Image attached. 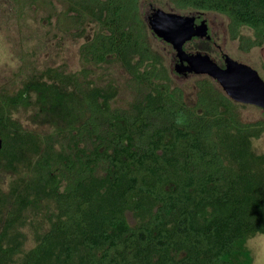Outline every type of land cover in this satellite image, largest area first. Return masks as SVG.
Here are the masks:
<instances>
[{
	"label": "trees",
	"instance_id": "16d2710c",
	"mask_svg": "<svg viewBox=\"0 0 264 264\" xmlns=\"http://www.w3.org/2000/svg\"><path fill=\"white\" fill-rule=\"evenodd\" d=\"M172 2L227 16L234 39L241 27L253 29L255 39L241 40L246 51L264 43V0ZM71 10L102 25L82 48L85 61L115 56L147 88L126 111L112 108L113 86H86L79 74L50 70L53 82L27 87L65 121L71 147L50 145L39 156L24 186L33 200L16 193L21 210L44 197L55 202L50 228L18 259L21 242L5 244L19 211L10 210L0 264H253L246 242L264 234V161L252 149V126L261 123L241 125L236 103L209 79L200 82L195 107L185 104L146 41L140 0H75ZM28 98L22 92L6 104ZM0 136L8 166L29 158L23 153L31 143L41 150L2 107Z\"/></svg>",
	"mask_w": 264,
	"mask_h": 264
},
{
	"label": "rangeland",
	"instance_id": "374dc122",
	"mask_svg": "<svg viewBox=\"0 0 264 264\" xmlns=\"http://www.w3.org/2000/svg\"><path fill=\"white\" fill-rule=\"evenodd\" d=\"M73 1L75 0H0V107L7 109L11 120L18 123L21 130L36 136L41 149L39 154L35 153V146L31 143L26 153H23L29 158L23 156L12 166H8L7 159L0 157V232L6 224L8 212L19 209L16 222L5 237L6 245L16 240L21 242L22 253L18 255V259L36 246L39 237L50 228L57 210L55 202L48 197L36 200L21 210L16 193L20 190L19 194L33 200L35 194L29 193L24 186L26 181L30 182L36 176L35 162L39 156L49 150L50 145L55 152L71 147L68 141L71 133L65 128V121L57 113L43 109L37 102V93L33 90L26 91L27 87L35 82H53L48 76L50 70L67 75L79 74L80 82L86 86H113L116 92L111 101L112 108L126 111L132 109L147 88L115 56L99 65L85 61L82 48L102 30V25L89 13L78 17L71 10ZM152 7L183 15L192 14L193 9H179L172 0H140L146 41L166 77L164 82H169L172 87H180L185 104L194 108L200 82L209 79L218 87L219 83L205 75L185 76L176 72L175 50L172 45L157 37L148 25ZM210 15L220 26L217 42L222 50L232 58L255 68L264 79V43L248 51L242 48V39H255L254 30L243 26L240 28L239 38L234 39L229 33L228 17L216 12H211ZM209 53L213 59L220 61L216 47L209 50ZM84 71L87 72V77ZM72 89L73 87H69L68 91ZM22 92L29 97L25 102L6 104L7 98ZM235 113L241 125L261 123L252 126L255 128L252 149L264 161V108L236 103ZM53 171L59 174L57 164L53 165ZM65 185L63 183L62 189ZM129 220L135 224L132 214H129ZM246 247L251 252L253 264H264V234L251 236Z\"/></svg>",
	"mask_w": 264,
	"mask_h": 264
},
{
	"label": "water",
	"instance_id": "95a60500",
	"mask_svg": "<svg viewBox=\"0 0 264 264\" xmlns=\"http://www.w3.org/2000/svg\"><path fill=\"white\" fill-rule=\"evenodd\" d=\"M148 25L153 33L172 45L178 58L175 70L185 76L205 75L219 83L220 89L235 103L264 108V79L252 66L225 55L224 65L208 53H188L185 44L195 36L209 37L206 28L195 26L193 14L183 15L152 7ZM3 139L0 136V151Z\"/></svg>",
	"mask_w": 264,
	"mask_h": 264
},
{
	"label": "flooded vegetation",
	"instance_id": "af4514ba",
	"mask_svg": "<svg viewBox=\"0 0 264 264\" xmlns=\"http://www.w3.org/2000/svg\"><path fill=\"white\" fill-rule=\"evenodd\" d=\"M210 13L211 12L209 11L193 10L192 14L195 16V26L206 28L209 37L195 36L185 44V49L191 54L200 51L210 55L209 50L216 47L219 50L220 61L218 62L216 59L214 60L223 66L225 63V55L227 53L222 50V46L217 42V36L219 37L220 34V26L216 19L211 17ZM175 59L176 62H178L176 56Z\"/></svg>",
	"mask_w": 264,
	"mask_h": 264
}]
</instances>
